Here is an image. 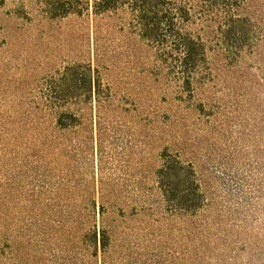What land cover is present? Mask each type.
Listing matches in <instances>:
<instances>
[{
  "label": "rangeland",
  "instance_id": "obj_1",
  "mask_svg": "<svg viewBox=\"0 0 264 264\" xmlns=\"http://www.w3.org/2000/svg\"><path fill=\"white\" fill-rule=\"evenodd\" d=\"M58 6L0 0V128L27 131L22 154L0 148V189L8 182L12 212L26 210L41 251L31 264H101L73 247L94 223L112 229L114 264H190L189 226L158 186L165 152L193 166L212 241L243 240L244 229L264 241V41L236 59L203 33L211 73L189 94L158 77L153 50L127 29L101 38L96 62L92 18Z\"/></svg>",
  "mask_w": 264,
  "mask_h": 264
},
{
  "label": "trees",
  "instance_id": "obj_2",
  "mask_svg": "<svg viewBox=\"0 0 264 264\" xmlns=\"http://www.w3.org/2000/svg\"><path fill=\"white\" fill-rule=\"evenodd\" d=\"M55 1L59 4L57 11L62 10L65 16L73 13L81 17L84 12L92 18L96 62L102 60L101 38L113 31L124 32L127 29L153 50L159 66L158 77L180 83L182 91L189 94H192L194 84L211 73L203 33L214 30L226 55L236 59L245 50L252 52L257 49L264 41V0H89L88 4L78 8H73L69 1ZM108 20L113 24L107 23ZM80 76L82 78L83 74ZM93 86L95 102H99L96 100L99 97L98 76ZM56 117V126L60 128L64 115ZM68 118L77 121L72 115ZM26 133L24 130L0 128L3 154L16 156L21 153L16 152V148ZM34 138L40 139V135ZM161 159L162 165L157 172L159 190L166 212L186 219L189 226L190 264H211L213 259L217 264H264L263 238L248 237L246 229L242 231L245 234L243 240L230 237V231H227L224 237L219 238V244L212 241L207 231L208 223H199L207 205L193 166L166 152ZM5 185L6 189H0V264H31L35 253L41 251L32 246L29 225L24 217L21 218L26 210L12 212L8 204L10 185L8 182ZM101 213L104 214L103 210ZM79 231L74 238V249L82 253L92 249V257L97 258L98 253L101 254V264H114L111 257L116 249L112 229L102 223H94L91 228L83 230L81 227ZM238 251L246 253L250 261L240 262ZM2 258L8 260L7 263Z\"/></svg>",
  "mask_w": 264,
  "mask_h": 264
}]
</instances>
